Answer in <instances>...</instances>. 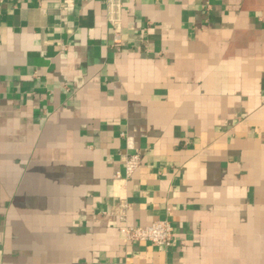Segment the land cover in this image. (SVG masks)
Masks as SVG:
<instances>
[{
	"label": "crops",
	"instance_id": "0c3cea01",
	"mask_svg": "<svg viewBox=\"0 0 264 264\" xmlns=\"http://www.w3.org/2000/svg\"><path fill=\"white\" fill-rule=\"evenodd\" d=\"M115 27L0 0V264H264V0H124ZM121 198L172 244L125 240Z\"/></svg>",
	"mask_w": 264,
	"mask_h": 264
},
{
	"label": "built area",
	"instance_id": "2783aa9c",
	"mask_svg": "<svg viewBox=\"0 0 264 264\" xmlns=\"http://www.w3.org/2000/svg\"><path fill=\"white\" fill-rule=\"evenodd\" d=\"M106 4L107 17L110 23L115 27L120 22V9L124 0H102ZM116 29V38L119 37L120 30ZM141 163V152L136 150L129 153L124 158V172L117 170L114 174V181L120 187L126 185L127 180L134 174ZM119 187V188H120ZM120 212L118 219L123 224L120 227V232L125 240L131 241H150L155 245H171L173 242L174 228L169 219H158L148 225H131L126 222L127 209L129 203L126 198H121L119 203ZM107 214H112L107 211Z\"/></svg>",
	"mask_w": 264,
	"mask_h": 264
}]
</instances>
